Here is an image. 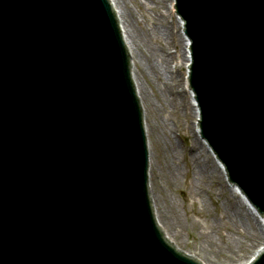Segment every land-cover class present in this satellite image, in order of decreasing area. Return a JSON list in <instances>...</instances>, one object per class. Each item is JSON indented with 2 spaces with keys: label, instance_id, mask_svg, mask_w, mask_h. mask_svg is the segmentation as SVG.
<instances>
[{
  "label": "water",
  "instance_id": "1",
  "mask_svg": "<svg viewBox=\"0 0 264 264\" xmlns=\"http://www.w3.org/2000/svg\"><path fill=\"white\" fill-rule=\"evenodd\" d=\"M109 1L128 53L108 0H0V264H200L156 224L144 105ZM174 1L197 139L264 219V0Z\"/></svg>",
  "mask_w": 264,
  "mask_h": 264
},
{
  "label": "rangeland",
  "instance_id": "2",
  "mask_svg": "<svg viewBox=\"0 0 264 264\" xmlns=\"http://www.w3.org/2000/svg\"><path fill=\"white\" fill-rule=\"evenodd\" d=\"M124 1L138 21H142L138 28H134L137 33L143 35L144 30L146 34L162 24L172 36L157 51L161 54L163 50L170 57L167 67L172 80H167L164 88L167 96L175 99L173 103L176 106H164L162 110L155 111V102L151 103L149 110V101L143 102L152 165L150 179H153L157 211L168 222L163 225L169 236L172 225L176 236H170L171 242L179 250L199 258L203 264H245L264 243V236L258 234L256 223L248 214H243L248 225L238 220L223 219L226 209L234 210L237 201L225 189L223 182L221 187L219 173L212 178L193 179L191 153L200 151L197 157L202 161L205 152H202L204 150L200 149L192 133L194 118L191 116L188 97L183 91L182 78L186 72L181 66L183 60L178 28L167 9L170 0ZM159 15H162L160 19ZM146 45L148 48L149 44ZM145 85L149 90L152 87L156 90L155 85Z\"/></svg>",
  "mask_w": 264,
  "mask_h": 264
},
{
  "label": "bare ground",
  "instance_id": "3",
  "mask_svg": "<svg viewBox=\"0 0 264 264\" xmlns=\"http://www.w3.org/2000/svg\"><path fill=\"white\" fill-rule=\"evenodd\" d=\"M117 14L121 26L122 31L128 32V39H129V47H130V54H131V62H132V70H133V77H134V85L142 99V101L147 103L148 101V110L149 106L152 102L156 103L155 111L162 110L164 106L171 107L176 106L174 105L175 99L173 97L167 96V90L164 88L166 87V81L172 80V74H170L167 62L169 61V56L164 54V51L162 50L161 54L159 51H157V48H163L162 45L172 37L168 31L165 29V27L162 26V24L159 25L158 28L153 27L150 32L146 33L143 30V35H140L137 33V31L134 28H138L142 21L139 22L138 18L135 16V13L128 9V7L125 4L124 0H114ZM128 1V0H127ZM143 7V5H140ZM168 11L173 15V18L175 20L176 26L178 28L177 34L179 35L180 40V47L182 48V60L181 66L185 68L186 77L183 76V87H184V93L187 95L189 100V106L191 107V116L194 118V121L192 123V133L195 135L196 139L198 136V108L195 105L194 97L191 93V90L187 83V76L190 66V57H189V49H188V40L183 35V22L180 18H178L173 13V5L172 1L169 2V8H167ZM141 15H143V9L141 10ZM162 15H159V18ZM149 44L148 48L147 45ZM151 46H155V48H152ZM138 60V63L136 62ZM170 74V75H169ZM151 79H149V78ZM145 83L148 85H155L156 90H154V87H152L151 90L146 87ZM152 109H150L151 111ZM144 113L146 117V110L144 108ZM146 121V118H145ZM199 142L200 149H203L205 152L204 158L201 161L197 154L200 153H193L196 151H193L191 153V159L193 160V166H192V174L193 179L198 181L205 177L212 178L213 176H217L219 173L221 177V187L222 182L225 185V189L229 191L231 197L237 201V204L234 205V210L229 211L226 209V212L224 213L223 219L225 220H234V221H240L242 224L248 225L249 223L244 221L246 219L243 217V214L249 215L252 220L256 223L255 229L257 230L258 234H262L264 236V220H262L256 213L254 212L251 205L246 201L243 194L236 188L231 187L225 174H224V168L219 164V162L216 160L214 154L210 151L208 148L206 142L203 140L197 139ZM149 144V143H148ZM150 151V146H149ZM151 159V157H150ZM201 161V162H200ZM204 162V163H203ZM152 166V165H151ZM152 169V167H151ZM151 178V170L149 173V179ZM220 187V184H219ZM154 208L157 210L156 202L154 199ZM156 216H161L160 224L161 228H165L163 224H167L168 222L162 215V213H159L157 211ZM243 217V218H242ZM169 227V226H168ZM170 236L175 238L176 235H174V231L172 229V225H170ZM166 230V228H165ZM168 239L170 240L169 233L167 232ZM209 246V245H208Z\"/></svg>",
  "mask_w": 264,
  "mask_h": 264
}]
</instances>
